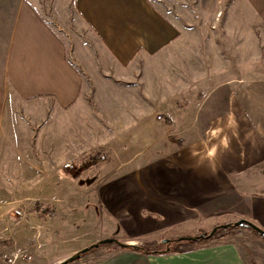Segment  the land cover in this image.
<instances>
[{
	"label": "crops",
	"instance_id": "1",
	"mask_svg": "<svg viewBox=\"0 0 264 264\" xmlns=\"http://www.w3.org/2000/svg\"><path fill=\"white\" fill-rule=\"evenodd\" d=\"M46 5L0 0V235L30 248V264H62L109 238L160 243L239 220L264 230V194L248 183L264 170V0H56V17ZM162 120L182 143L130 168L134 135ZM88 141L111 171L80 186L96 167L76 171ZM19 169L39 170V207L22 219L11 210L29 194V180L14 191ZM246 238L149 254L106 245L68 264H264V240L249 250Z\"/></svg>",
	"mask_w": 264,
	"mask_h": 264
},
{
	"label": "rangeland",
	"instance_id": "2",
	"mask_svg": "<svg viewBox=\"0 0 264 264\" xmlns=\"http://www.w3.org/2000/svg\"><path fill=\"white\" fill-rule=\"evenodd\" d=\"M46 1V5L45 6V10L47 11V13H49L52 17H56L55 11H54V0H45ZM52 1V2H51ZM224 14V13H223ZM223 16V15H222ZM222 18V17H221ZM55 19V18H54ZM60 20V18H58ZM61 21V20H60ZM62 22V21H61ZM63 23V22H62ZM216 25V27H214ZM62 31L60 32L62 38L64 39L66 46L68 48V51L70 53V50L74 47L73 46V41H76L79 37V30L76 29V27L70 23V24H65L63 26H61ZM75 27V28H74ZM220 27V21H215L214 24H212V29H219ZM220 82L216 83V84H212L210 86V91L214 92L216 90H218V88L220 87ZM206 97V96H205ZM209 97V96H207ZM53 121H51L52 124ZM163 125L158 123V126L155 128H150L151 132L148 133V129L149 128H143L140 127V133H142L141 137H139V140L137 141V136L134 135V139L130 144V148L128 150V153H126L127 157L129 156H134L136 154V157L134 159V161L132 162V164H130V168L136 166L137 164L139 165H143L149 161H151L154 157H162L165 155V153H168L171 151L170 148H174V145H179L182 143L183 139L180 137H170L168 134H171L173 130L177 129V128H173L171 129L170 127H168L166 124H164V121L162 120ZM80 128V131L79 129ZM77 132L79 134V132L83 133V134H90V129L89 128H84L83 127H78ZM143 130H145L143 132ZM83 131V132H82ZM53 132L51 131V134ZM146 134L145 136L143 134ZM155 133V134H154ZM34 135V134H33ZM53 136V134H52ZM53 144H49L47 143L45 145L46 149H50L51 151H53ZM96 145H92V143L88 142H84L83 145H81V148H87L90 147V150H93L89 152H83L81 154H79L80 156H78L76 162H75V166H76V171L80 172V170H86L89 169L92 165H90L89 167L83 169V163L88 164V162H90V158L92 157H98V156H104V152L102 151V149L100 147L96 148ZM39 147V146H38ZM172 148V149H173ZM42 149V148H41ZM131 153V154H130ZM128 154H130L128 156ZM102 161L93 164L96 165V167H93L90 170V175L91 177L89 179L91 180H86V179H82L80 182V186L82 185H87L90 184L91 181H94V177L93 173L95 174H99V173H104L105 172H110L111 170H99L97 168V165L100 166L99 164H101ZM5 171V170H3ZM36 172H34L33 170H10L11 172V176H10V181L12 182V186L14 187V191L18 190V193H20L21 191V184L24 185L25 180H29V194L27 195V198L25 199V201L17 203L15 205H12L13 207L11 208V210L15 209L13 212L16 214L17 210H21L24 212H28V210H34L37 207H39V203L38 202V194L35 191H32V189L35 188L36 186V182L35 179L36 178V173H38L39 170H35ZM41 171V170H40ZM58 170H53V176L51 178V182H58L59 180H62V176L63 175H56ZM132 171V170H130ZM261 171V172H260ZM59 178V179H58ZM3 177H0V182L2 181ZM249 186L251 187V191H249L250 194L252 195H256V194H264V170H254V172H252V177L251 180L248 182ZM60 184V183H59ZM95 197V196H94ZM76 198H78V195H76ZM84 209H82V207H80L79 209H77L78 213H80L81 211H83ZM17 215V214H16ZM19 216V215H17ZM75 217V216H74ZM77 222H78V229L77 231H84L85 229H87V225L88 222H81V219L76 218ZM75 220V221H76ZM237 222V221H236ZM236 222H230L228 224H235ZM219 225H225V224H219ZM218 225V226H219ZM104 226L106 227V230L108 231H112L115 228V225L112 222H109L108 225L104 224ZM216 227V226H215ZM213 228H210L208 230H203L200 231L199 233H193L190 236H197L200 235V233L202 232H209L211 231ZM239 233H243L245 235L250 236L249 239L246 238V240H243V242H245L247 244V246L249 245V250L253 247H251V242L255 239V238H261L264 240V237H262L261 235L248 230L247 228L244 227H240V228H234L232 230H229L228 235H233V234H239ZM8 233L4 235H0V237H3L2 240H0V251L3 250V248L5 247L4 245H9L8 248H11L10 245H16V243L14 242V240L12 239H6L8 236ZM254 235V237H253ZM252 236V237H251ZM161 243V242H160ZM149 244V243H148ZM245 248V247H244ZM5 249V248H4ZM250 252V251H248ZM251 253V252H250ZM255 264V262H254Z\"/></svg>",
	"mask_w": 264,
	"mask_h": 264
},
{
	"label": "trees",
	"instance_id": "3",
	"mask_svg": "<svg viewBox=\"0 0 264 264\" xmlns=\"http://www.w3.org/2000/svg\"><path fill=\"white\" fill-rule=\"evenodd\" d=\"M159 118L163 119L164 117L160 116ZM166 123L169 124L170 122L168 120H166ZM105 158H106V156L92 157V158H90L91 161L88 162V164L83 163L82 168L85 169V168L89 167L90 165H93V164H96L100 161H103ZM240 227L247 228L248 230H251V231L261 235L262 237H264L260 232L256 231L253 228V225L251 224V222H248L242 226H240V225L236 226L234 224H227L225 227L218 228L216 233L212 236H209V235L213 229L209 232L200 233V235L205 234L206 235L205 238L189 239V237H191V236H189V237H184L185 239L177 238V239L169 240L167 243H164V242L149 243V244H145V245H127V244H124L120 241H114L112 243H100L99 247L106 246V245H112V246H115L116 248H119V249L134 250V251H139V252L148 253V254L149 253L183 252V251L187 250L188 246H190V245H195V244L200 245V244L208 242V241L216 240L220 237H224V236L228 235L229 230H232L234 228H240ZM197 236H199V235H197ZM99 247H95V246L89 247L88 250L81 252L80 258L84 255H87V254L95 251ZM68 263H66V264H68Z\"/></svg>",
	"mask_w": 264,
	"mask_h": 264
},
{
	"label": "built area",
	"instance_id": "4",
	"mask_svg": "<svg viewBox=\"0 0 264 264\" xmlns=\"http://www.w3.org/2000/svg\"><path fill=\"white\" fill-rule=\"evenodd\" d=\"M223 15V11L220 10L217 14L216 21H220ZM216 27V25L214 26ZM70 164H67L69 166ZM16 214L19 215V218L22 219L24 214L17 210ZM3 237H0L2 240ZM11 248L4 247L3 250L0 251V264H30L33 259L34 255L30 248L12 245Z\"/></svg>",
	"mask_w": 264,
	"mask_h": 264
},
{
	"label": "water",
	"instance_id": "5",
	"mask_svg": "<svg viewBox=\"0 0 264 264\" xmlns=\"http://www.w3.org/2000/svg\"><path fill=\"white\" fill-rule=\"evenodd\" d=\"M248 222H249V221H247V220H239V221H237L234 225H236V226H238V225L242 226V225H245V224L248 223ZM251 224L253 225V228H254L256 231L260 232V233L264 236V230H263V229H261L260 227L256 226V225L253 224V223H251ZM226 225H227V224L216 226L215 228H213V230H212V232L210 233L209 236L214 235V234L216 233V231L218 230V228H220V227H225ZM205 237H206V235H205V234H202V235H199V236H191V237H189V239H198V238H205ZM183 239H185V238H183ZM114 241H118V240H117V239H113V238H109V239L102 240V241H100V242H98V243H96V244H94V245H92V246L99 247V246H100V243H112V242H114ZM168 241H169V240H164V243H167ZM90 247H91V246H90ZM88 249H89V247L86 248V249H84V250H82V251H80V252H78L77 254H75L74 256H72L69 260L63 262L62 264H66V263H68L69 261H73V260L79 259L80 256H81V252L86 251V250H88Z\"/></svg>",
	"mask_w": 264,
	"mask_h": 264
}]
</instances>
